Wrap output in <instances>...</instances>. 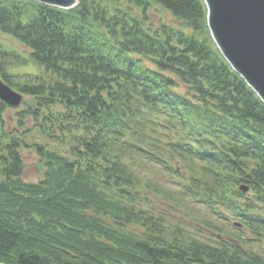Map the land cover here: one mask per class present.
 <instances>
[{"label": "trees", "instance_id": "obj_1", "mask_svg": "<svg viewBox=\"0 0 264 264\" xmlns=\"http://www.w3.org/2000/svg\"><path fill=\"white\" fill-rule=\"evenodd\" d=\"M78 2L0 0V33L41 68L14 74L28 60L0 44V78L28 99L0 100V264H264L249 248L264 243V103L214 44L204 0ZM36 129L71 156L28 144ZM24 148L41 163L36 182L23 179ZM160 200L230 228L201 220L195 234Z\"/></svg>", "mask_w": 264, "mask_h": 264}, {"label": "water", "instance_id": "obj_2", "mask_svg": "<svg viewBox=\"0 0 264 264\" xmlns=\"http://www.w3.org/2000/svg\"><path fill=\"white\" fill-rule=\"evenodd\" d=\"M71 10L77 0H30ZM211 37L232 69L264 103V0H204ZM0 100L20 107L23 95L0 79ZM247 192L246 187H242Z\"/></svg>", "mask_w": 264, "mask_h": 264}, {"label": "rangeland", "instance_id": "obj_3", "mask_svg": "<svg viewBox=\"0 0 264 264\" xmlns=\"http://www.w3.org/2000/svg\"><path fill=\"white\" fill-rule=\"evenodd\" d=\"M156 20L162 19L165 23L177 26L176 21L173 19L171 14L165 12L163 9L156 8ZM0 44L4 46V48L8 49L9 51L15 52L18 55H20L22 58H25L28 60V63L26 65L18 66L17 68L13 69L12 72L19 76H24L28 74H38L41 72V68H39L35 63H32L30 61V52L27 48L22 46L19 42L15 41L14 39L5 36L0 33ZM28 99L24 98V102H27ZM24 104V103H23ZM24 107L22 106L21 109ZM14 118L13 112H8L4 116L5 120V126L6 131L8 133L12 132L13 129L17 127L16 120ZM26 127L32 128L33 122L31 119L27 120ZM20 132L23 131L22 128H19ZM23 138L27 141L28 144H33L34 142H48L51 148L57 149L60 153L64 155H70V143L67 140L64 143H61L57 139H52L43 133L39 131V129H36L32 132L27 133ZM25 169H24V175L23 179L26 182H36L42 178V166L39 161L38 156L36 155L35 151L31 148H24L22 151ZM142 169V168H141ZM142 174L145 175L147 178H151L153 180H158L160 182H163L165 186H170L174 189L173 185H169V179L167 177V174L164 170H152V168L149 169H142ZM168 188V187H167ZM170 189V188H168ZM177 204L171 202L165 203L164 201H159L156 203L157 208L163 212L168 218L171 220L180 223L183 227L186 229L191 230L195 234H199V230H201V220L208 221L209 223H212L214 225H218L223 227V229L229 230L230 227L225 226L222 221L218 220L216 217H212L209 215V213L191 202L184 203L183 206H176ZM177 208H173V207ZM207 233V232H205ZM251 237V235L245 231V237L246 239L248 237ZM201 238L207 237L204 235H200ZM249 248L253 249L256 252H263L264 251V243H258V242H251Z\"/></svg>", "mask_w": 264, "mask_h": 264}]
</instances>
